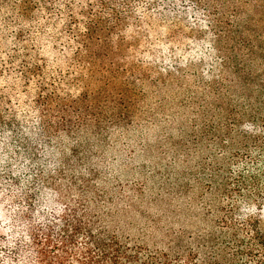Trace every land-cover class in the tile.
Wrapping results in <instances>:
<instances>
[{
    "label": "rangeland",
    "instance_id": "1",
    "mask_svg": "<svg viewBox=\"0 0 264 264\" xmlns=\"http://www.w3.org/2000/svg\"><path fill=\"white\" fill-rule=\"evenodd\" d=\"M3 2L2 113L15 111L36 133L47 115L38 97L69 100L88 91L105 119L101 129L90 123L72 135H45L58 159L74 147L89 158L95 175L85 163L75 174L90 177L105 200L108 228L158 249L170 234L185 232L187 239L208 229L205 212L215 213L222 198L216 186L253 150L255 137L247 133L264 139V0ZM12 6L27 17L13 21ZM89 22L113 80L100 70L89 76L73 60L77 34ZM234 32L243 44L231 38ZM34 62L39 76L23 77ZM104 93L124 100L123 122L109 120L112 108L97 99ZM55 111L51 105L50 121Z\"/></svg>",
    "mask_w": 264,
    "mask_h": 264
},
{
    "label": "trees",
    "instance_id": "2",
    "mask_svg": "<svg viewBox=\"0 0 264 264\" xmlns=\"http://www.w3.org/2000/svg\"><path fill=\"white\" fill-rule=\"evenodd\" d=\"M3 7L0 0V10ZM11 9L13 21L27 17L24 11ZM96 27L89 22L77 34L73 60L83 62L89 76L100 70L113 80L95 50L102 46L95 45ZM231 38L244 42L241 33L234 32ZM22 56L31 58L27 51ZM28 65L22 76H39L38 63ZM90 96L85 91L69 100L48 93L38 97L35 102L47 115L40 117L36 133L27 130L15 111L2 113L0 108V264H264V139L260 134L246 132L255 137L253 150L216 186L222 198L215 213L205 212L209 228L187 239L185 232L170 234L166 247L151 248L108 228L105 200L90 177L75 174L85 163L89 175H95L89 158L79 157L74 147L69 156L58 159L46 139L45 133L72 135L80 125L90 123L98 132L105 119L89 103ZM102 98L112 108L111 123L123 122L122 97L98 94L97 99ZM51 105L56 108V121L49 119ZM71 113L74 120L69 118Z\"/></svg>",
    "mask_w": 264,
    "mask_h": 264
}]
</instances>
